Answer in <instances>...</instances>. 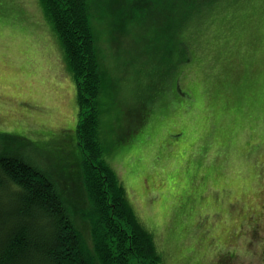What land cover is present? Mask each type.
<instances>
[{
	"label": "rangeland",
	"instance_id": "obj_1",
	"mask_svg": "<svg viewBox=\"0 0 264 264\" xmlns=\"http://www.w3.org/2000/svg\"><path fill=\"white\" fill-rule=\"evenodd\" d=\"M197 1L184 4L185 21H160L161 5L151 16L144 17L143 9L141 21H108L107 14L93 10L102 159L122 182L163 264H264V0H221L208 16ZM48 21L40 0H0V133L29 142L22 153L34 151L39 169L69 187L73 182L80 192L77 87ZM195 21V35L214 25L219 30L224 21H252V41L236 42L237 55L251 54L238 69L228 67L229 60L222 62L228 68L204 67L200 62L222 60V52L230 55L233 48L210 37L195 41L186 54L193 97L168 99L166 109L175 117L159 122L161 105L153 111L168 93L161 91L156 105L138 100L157 88L163 62L154 59L164 41L175 48L176 38L188 37ZM230 31L226 38L237 39L231 26ZM244 76L247 88L230 96L224 86L239 87ZM146 107L153 108L143 124L148 134L130 135L134 114ZM169 142L184 152L195 146L196 157L203 153L201 166L190 161L182 167L187 156L181 151L172 160ZM217 143L227 146L220 154ZM67 193L69 199L73 194Z\"/></svg>",
	"mask_w": 264,
	"mask_h": 264
},
{
	"label": "trees",
	"instance_id": "obj_2",
	"mask_svg": "<svg viewBox=\"0 0 264 264\" xmlns=\"http://www.w3.org/2000/svg\"><path fill=\"white\" fill-rule=\"evenodd\" d=\"M187 1L109 0L101 6V0L96 3L40 0L77 87L75 128L80 162L76 171L80 192L73 182L69 187L68 182L62 183L50 170L39 169L42 163L34 151L28 155L22 153L24 146L31 145L29 142L0 133V264H163L152 234L141 224L127 200L122 182L102 159L103 150L97 136L101 75L90 21L94 18L93 10L101 11L99 15L107 14L108 21H141L145 9L144 17L150 13L151 16L159 5L164 12L160 21H185ZM197 2L205 8L202 15L211 14L221 4V0ZM174 5L180 6L176 13L172 10ZM194 24L198 25V21ZM174 42L175 48L164 46V41L159 49L154 63L163 62L161 78L156 75L157 88L142 94L138 102L156 105L161 91L168 95H162L155 111L146 107L134 114L130 135L136 131L148 134L142 131L143 124L152 111L157 112L159 105L162 109L159 122L163 121L162 117L174 118L176 112L168 111L165 106L168 99H181L185 91L193 97L194 92L187 88L190 73L186 69L191 58L186 54L195 41L189 34ZM231 58H236V54ZM245 79L246 76L245 85H229L224 89L234 96V91L247 88ZM179 135L172 136L173 140ZM155 140L159 143V139ZM168 145L175 148L170 142ZM217 145L219 154L227 147L222 143ZM176 148L178 153L184 151ZM64 169L69 168L59 165L58 170ZM67 191L73 194L69 199ZM3 198L7 205L3 204Z\"/></svg>",
	"mask_w": 264,
	"mask_h": 264
},
{
	"label": "crops",
	"instance_id": "obj_3",
	"mask_svg": "<svg viewBox=\"0 0 264 264\" xmlns=\"http://www.w3.org/2000/svg\"><path fill=\"white\" fill-rule=\"evenodd\" d=\"M205 13H207V16L210 15V14H208V12H205ZM209 22L215 23V21H209ZM230 26L236 32L234 36L238 37L237 39L236 38H232V39L226 38L227 36H229L231 34ZM252 26H253V22L252 21H248V22H244V23H233L232 21H224V23L222 24V26H221V28L219 30L216 29V27L214 25L213 29H211L209 31H206L204 29V32H202L203 34L202 33H198L197 35H195V31H196L195 27H196V25L194 24V26H193L194 29L190 33V35L192 36V40L193 41H199V39L200 40L202 39L203 41H205L206 37H210L211 41H229L231 43V48H233V50L230 53V55L224 54L222 52V56H221L222 60H219V61L215 62V61H212L209 58V60L207 62H200V66L208 67V66H211V65H215V66L216 65H218V66L221 65V68H222V67H226L224 64H222V62L225 61V60H229L228 64L230 66H228V67H230V68H234V66H235L236 69H238L239 65L241 63H243V62L247 64L248 57L251 54V52H245V53L241 54L242 56L237 55L236 54V51L238 50L237 47L238 48H241V47L239 46V44H236V42L252 41V37H251V27ZM203 37H205V38H203ZM223 49H225V46H223ZM232 54H236V58H231ZM231 65H232V67H231ZM228 67H226V68H228ZM200 70L202 71V69H200ZM182 90H183V92L185 91L184 86H182ZM183 97L188 98V96L186 94V91H185V94L181 96V99H178V101L183 100ZM195 149H196V147L192 146V147H190L189 151H185V152L183 151L184 152V156L185 157L187 156V157H186V160L184 162L182 160V163H180L182 167H183L184 164H186L187 162H190V161L195 162L196 163L195 165H197V166H201L202 163H201L200 160L203 158V153L201 152V156L196 157V150L197 149L196 150ZM198 149H199V147H198ZM172 150L175 152V154H174V152H172L173 155H171L172 160H174V158H175V156H176V154L178 152H177V148L176 147L172 148ZM155 155H157V153L153 154V156H155ZM151 163H154V159L152 160ZM178 166L180 168L179 163H178Z\"/></svg>",
	"mask_w": 264,
	"mask_h": 264
}]
</instances>
